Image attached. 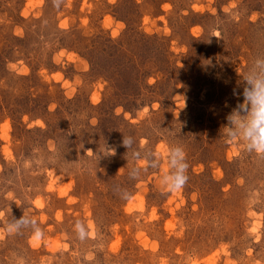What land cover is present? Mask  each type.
Segmentation results:
<instances>
[{
    "label": "rangeland",
    "instance_id": "rangeland-1",
    "mask_svg": "<svg viewBox=\"0 0 264 264\" xmlns=\"http://www.w3.org/2000/svg\"><path fill=\"white\" fill-rule=\"evenodd\" d=\"M259 55L264 0H0V264H264V156L220 131Z\"/></svg>",
    "mask_w": 264,
    "mask_h": 264
},
{
    "label": "clouds",
    "instance_id": "clouds-1",
    "mask_svg": "<svg viewBox=\"0 0 264 264\" xmlns=\"http://www.w3.org/2000/svg\"><path fill=\"white\" fill-rule=\"evenodd\" d=\"M56 6H59V0H54ZM243 100L226 116V125L220 130L226 141L236 142L243 145L244 150L255 152L264 156V55L257 56L248 71L242 75ZM234 94L236 90L234 89ZM122 144L127 149L132 146V138L123 136ZM108 150H113L108 148ZM112 155V154H109ZM156 155V154H153ZM133 159H139L138 151L132 152ZM168 166L170 171L160 177L161 185L168 191H176L183 187L188 177L186 170L189 165L186 162V153L181 145L171 146L167 150ZM40 163V161H36ZM151 164L152 167L157 166L154 159L139 160L140 166ZM31 166V161H25L24 167ZM141 167L133 166L129 175L136 178L139 175ZM126 198H131L127 193ZM8 235L18 234L22 229L31 228L34 239H40L44 233L36 221L24 213L19 218H14L4 225ZM79 239H84L87 235L86 226L79 220L73 225Z\"/></svg>",
    "mask_w": 264,
    "mask_h": 264
},
{
    "label": "trees",
    "instance_id": "trees-1",
    "mask_svg": "<svg viewBox=\"0 0 264 264\" xmlns=\"http://www.w3.org/2000/svg\"><path fill=\"white\" fill-rule=\"evenodd\" d=\"M114 56H116L117 58H118V55H115V53H114ZM114 61H116V62H118L117 61V59H113L112 60V62H114ZM117 63H115L114 65H116ZM117 66L121 69V70H123V69H125V71H127L128 69H126V68H128V65H126L125 63H123L122 61H120L118 64H117ZM128 78H125V79H122V77L120 78V79H117V83H118V85H119V87L121 88V89H124V88H126V89H128V88H130L129 89V91L131 90V89H133V87H134V83H133V81H136V78H134L133 76H127ZM150 89L148 90V91H150V92H147V94H146V98L147 99H150L151 98V96H156V95H158L159 94V92H160V89L159 88H157L158 86L156 85V84H152V85H150ZM118 88V87H117ZM125 89V90H126ZM124 94V93H123ZM126 95V94H125ZM151 95V96H150ZM113 96H114V98L116 99V100H120V96L119 97H117V94H116V92H114L113 91ZM127 96L128 97H126V98H129V94H128V92H127ZM154 96V97H155ZM104 100H106V101H109V97L108 98H105ZM118 102V101H117ZM129 102L130 103H128V104H130V106H133V107H138L139 105H141V101L140 100H138V99H133V100H131V99H129ZM125 104V103H124ZM111 108H112V106H111ZM107 110V109H106ZM108 112H110V110L108 111ZM111 115H113V116H110V117H112V118H115L114 117V113L113 114H111Z\"/></svg>",
    "mask_w": 264,
    "mask_h": 264
}]
</instances>
